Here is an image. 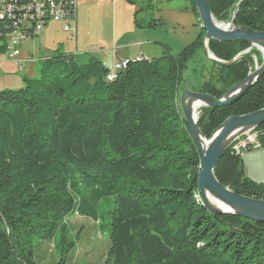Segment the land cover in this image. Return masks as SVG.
<instances>
[{"label":"trees","instance_id":"1","mask_svg":"<svg viewBox=\"0 0 264 264\" xmlns=\"http://www.w3.org/2000/svg\"><path fill=\"white\" fill-rule=\"evenodd\" d=\"M139 30L162 20H140L152 0H125ZM186 10L199 19L193 0ZM215 20L264 33V0H208ZM25 4V2L23 3ZM14 31L0 20V40ZM206 32L175 54L127 60L112 69L92 58L78 65L55 51L41 77L19 90L0 92V264H39L36 241H55L61 260L75 246L66 219L79 215L101 224V204L110 212L112 264H264V224L212 214L199 191L201 157L180 107L184 73ZM210 79L194 92L222 99L244 81L261 52L246 42L211 40ZM0 44V52L3 51ZM264 109V75L228 108L203 107L198 127L211 139L230 117ZM255 132L264 148V125ZM232 192L264 201V183L250 180L234 144L215 166Z\"/></svg>","mask_w":264,"mask_h":264},{"label":"rangeland","instance_id":"2","mask_svg":"<svg viewBox=\"0 0 264 264\" xmlns=\"http://www.w3.org/2000/svg\"><path fill=\"white\" fill-rule=\"evenodd\" d=\"M152 1L155 9L140 13L139 19L146 22L151 19L162 20L163 25L145 33L147 35L144 37L149 41L146 45L148 59L163 56L167 52L166 47L178 54L197 40L201 32V24L191 10H186L188 3L185 0ZM120 2V5L114 7L111 0H80L74 32H66L62 25L50 23L37 37L22 40L20 45L22 56L33 57L37 62L27 64L24 69L19 68L17 72L0 71V92L19 90L27 85L26 80L39 79L46 62L57 50L65 56H71L76 64L86 65L92 58L99 60L101 54L110 57L120 45L134 43L137 40L132 34V30H135L133 29L134 14L142 6L139 5L132 10L125 0ZM219 24L225 27L230 23ZM204 49L199 51L195 59L189 63L184 73L185 82L179 91L180 96L184 90H197L202 82L210 79V73L213 71L211 61H214L215 57L211 54L206 41ZM132 51L135 49L128 47L123 52L131 54ZM129 59L134 58L129 57ZM258 67L260 65L256 62L251 72ZM243 163L245 175L250 180L264 183V148L246 151L243 154ZM113 207L114 198L106 199L101 204V224L79 215L66 219V237L70 242L75 243L66 264H112L109 260L111 246L109 229L110 212ZM60 239L61 231L58 230L55 241L37 240L36 262L59 263Z\"/></svg>","mask_w":264,"mask_h":264},{"label":"water","instance_id":"3","mask_svg":"<svg viewBox=\"0 0 264 264\" xmlns=\"http://www.w3.org/2000/svg\"><path fill=\"white\" fill-rule=\"evenodd\" d=\"M199 14L201 30L206 32L205 41L211 40L231 43L246 42L263 54V63L248 77L231 88L222 99H217L202 92L184 90L180 96V107L189 132L195 141L201 157L199 191L208 210L217 216L235 215L247 220L264 224V201L250 199L232 192L223 186L215 176V166L224 153L237 139L248 132L264 125V109L228 118L214 133L211 139L206 138L198 127V115L194 113L193 104L201 108H228L241 100L264 75V33L247 27L235 26V18L227 26L219 24L211 11L208 0H193ZM215 60V58H213ZM204 139V140H203ZM215 198L219 205L209 201Z\"/></svg>","mask_w":264,"mask_h":264},{"label":"built area","instance_id":"4","mask_svg":"<svg viewBox=\"0 0 264 264\" xmlns=\"http://www.w3.org/2000/svg\"><path fill=\"white\" fill-rule=\"evenodd\" d=\"M80 0H0V20H12L14 31L5 35L0 44L1 62H14L22 70L27 64L37 62L34 58H23L20 45L22 40L37 37L50 23L63 26L66 32L76 28L77 6ZM25 2V4H23ZM127 61V60H126ZM126 61L117 62L107 77L115 78L117 72L126 67ZM263 148L255 130L246 133L234 143V152L243 155L246 151Z\"/></svg>","mask_w":264,"mask_h":264},{"label":"crops","instance_id":"5","mask_svg":"<svg viewBox=\"0 0 264 264\" xmlns=\"http://www.w3.org/2000/svg\"><path fill=\"white\" fill-rule=\"evenodd\" d=\"M111 1H112V4L114 7H117L121 3L120 0H111ZM130 8H132V10L135 9L134 7H131V6H130ZM133 29H135V30H132L133 37H135L137 39L136 41H134V43H132L131 45H127V44L120 45L118 47L117 51L116 52L114 51L110 57H108L109 55L106 56L105 54L100 55L99 60L107 68L112 69L113 66L117 62H123V61L129 60V57H133L134 59L141 58V57H144L146 59L149 58L146 55L147 51H148V49L146 48L147 47L146 45L149 44V41H148V39H146V37H144L147 35V34H145L146 31H149V30H139V29L135 28V26ZM115 30H116V27H115ZM120 33H122V32L120 31ZM128 47L135 49V51H132L131 54L123 52V51H126L128 49ZM119 51H122V52H119ZM23 58H25V57H23ZM30 64H34V63H30ZM18 69H19L18 64L14 63V62H1L0 63V71H2V72L4 70L8 71V72H17Z\"/></svg>","mask_w":264,"mask_h":264},{"label":"bare ground","instance_id":"6","mask_svg":"<svg viewBox=\"0 0 264 264\" xmlns=\"http://www.w3.org/2000/svg\"><path fill=\"white\" fill-rule=\"evenodd\" d=\"M193 110H194V113L197 115L198 111L200 110V107L198 105H196V104H193ZM208 198H209V201H211L212 204L217 205V206L219 205L218 201L215 198H213L211 196H209Z\"/></svg>","mask_w":264,"mask_h":264}]
</instances>
